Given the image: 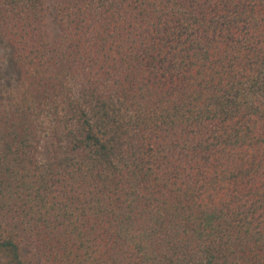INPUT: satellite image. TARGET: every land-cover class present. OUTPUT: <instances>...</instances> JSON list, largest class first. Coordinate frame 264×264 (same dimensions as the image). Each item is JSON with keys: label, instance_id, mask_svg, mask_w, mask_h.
Returning <instances> with one entry per match:
<instances>
[{"label": "trees", "instance_id": "16d2710c", "mask_svg": "<svg viewBox=\"0 0 264 264\" xmlns=\"http://www.w3.org/2000/svg\"><path fill=\"white\" fill-rule=\"evenodd\" d=\"M0 264H264V0H0Z\"/></svg>", "mask_w": 264, "mask_h": 264}, {"label": "rangeland", "instance_id": "374dc122", "mask_svg": "<svg viewBox=\"0 0 264 264\" xmlns=\"http://www.w3.org/2000/svg\"><path fill=\"white\" fill-rule=\"evenodd\" d=\"M9 62V55L7 49L0 46V66L3 69H6V66H8Z\"/></svg>", "mask_w": 264, "mask_h": 264}]
</instances>
